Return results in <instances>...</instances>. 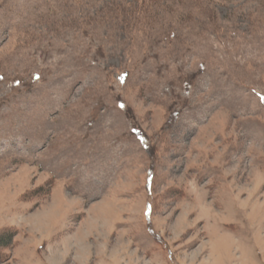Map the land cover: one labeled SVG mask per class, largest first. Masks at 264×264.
I'll return each instance as SVG.
<instances>
[{
  "label": "rangeland",
  "instance_id": "obj_1",
  "mask_svg": "<svg viewBox=\"0 0 264 264\" xmlns=\"http://www.w3.org/2000/svg\"><path fill=\"white\" fill-rule=\"evenodd\" d=\"M0 264H264V0H0Z\"/></svg>",
  "mask_w": 264,
  "mask_h": 264
},
{
  "label": "trees",
  "instance_id": "obj_2",
  "mask_svg": "<svg viewBox=\"0 0 264 264\" xmlns=\"http://www.w3.org/2000/svg\"><path fill=\"white\" fill-rule=\"evenodd\" d=\"M11 234L2 233L0 235V245L7 246L10 243Z\"/></svg>",
  "mask_w": 264,
  "mask_h": 264
}]
</instances>
